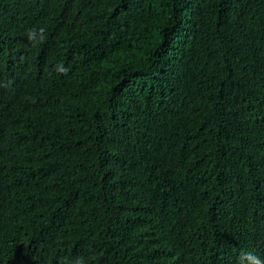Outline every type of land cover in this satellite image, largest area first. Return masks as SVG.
<instances>
[{
    "label": "trees",
    "instance_id": "trees-1",
    "mask_svg": "<svg viewBox=\"0 0 264 264\" xmlns=\"http://www.w3.org/2000/svg\"><path fill=\"white\" fill-rule=\"evenodd\" d=\"M80 258L264 260V0H0V264Z\"/></svg>",
    "mask_w": 264,
    "mask_h": 264
},
{
    "label": "clouds",
    "instance_id": "clouds-1",
    "mask_svg": "<svg viewBox=\"0 0 264 264\" xmlns=\"http://www.w3.org/2000/svg\"><path fill=\"white\" fill-rule=\"evenodd\" d=\"M40 32L43 33L44 29L41 28ZM34 35H35V30L34 29L29 30V32H28L29 39H31ZM58 71L63 73V72H65V69L62 66H58ZM76 264H85V262H84L83 258H80L79 260H77ZM256 264H264V260L256 258Z\"/></svg>",
    "mask_w": 264,
    "mask_h": 264
}]
</instances>
